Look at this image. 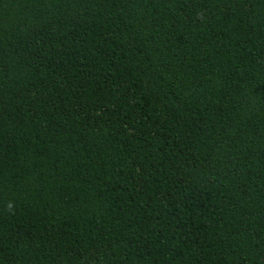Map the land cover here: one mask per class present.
<instances>
[{"label":"trees","instance_id":"obj_1","mask_svg":"<svg viewBox=\"0 0 264 264\" xmlns=\"http://www.w3.org/2000/svg\"><path fill=\"white\" fill-rule=\"evenodd\" d=\"M0 264H264V0H0Z\"/></svg>","mask_w":264,"mask_h":264}]
</instances>
